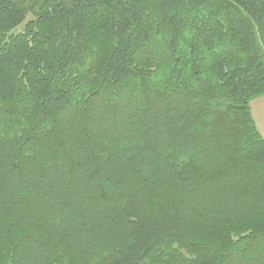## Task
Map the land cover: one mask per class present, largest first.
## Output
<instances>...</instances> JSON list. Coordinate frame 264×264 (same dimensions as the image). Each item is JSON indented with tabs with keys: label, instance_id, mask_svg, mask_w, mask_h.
<instances>
[{
	"label": "trees",
	"instance_id": "1",
	"mask_svg": "<svg viewBox=\"0 0 264 264\" xmlns=\"http://www.w3.org/2000/svg\"><path fill=\"white\" fill-rule=\"evenodd\" d=\"M264 0H0V264H264Z\"/></svg>",
	"mask_w": 264,
	"mask_h": 264
},
{
	"label": "crops",
	"instance_id": "2",
	"mask_svg": "<svg viewBox=\"0 0 264 264\" xmlns=\"http://www.w3.org/2000/svg\"><path fill=\"white\" fill-rule=\"evenodd\" d=\"M250 109L254 122L264 139V95L252 99Z\"/></svg>",
	"mask_w": 264,
	"mask_h": 264
}]
</instances>
